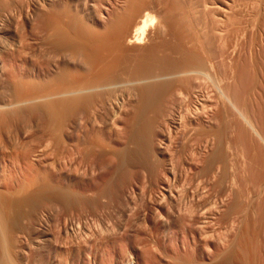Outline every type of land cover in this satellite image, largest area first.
Returning a JSON list of instances; mask_svg holds the SVG:
<instances>
[{
  "label": "rangeland",
  "instance_id": "374dc122",
  "mask_svg": "<svg viewBox=\"0 0 264 264\" xmlns=\"http://www.w3.org/2000/svg\"><path fill=\"white\" fill-rule=\"evenodd\" d=\"M35 1L39 2L40 0H34V2ZM154 1L155 0H151L152 5H153V11H154L153 13H154L157 20L155 22L156 23L155 26H152V28L150 27L147 30L148 33H146V36H145L146 38L144 40V44L130 45V44H128V41H126L127 55H128L129 62H139L137 60L139 58L143 57L144 55L148 54L152 47H155L157 49V54L159 53V56L161 58L164 57L163 60L161 59L162 61H160V63H162V64H160V65H162L163 68L165 67L164 68V70H165L164 74L165 75L167 74V75L166 76L161 75L162 78L160 77L157 79L156 78L153 79V80H155L154 81L155 83L158 82L159 84L161 83L162 85L171 84V85H169V87H167L168 86L167 85L166 88H164L165 91H164V89L162 90V95L164 96L163 100L166 99V101L162 102L164 108H167V106L170 108V102H168V101H172L174 98L177 99L176 97H178L179 92H181V90L187 86V84H188L187 79L188 80H189V78L191 79L193 77V75L195 77H197L195 74H188L186 71L191 70V69L195 70V67H196V70H199L198 65H201L202 62H201V64H200V62L196 63L197 65L195 64V62H193V65H191L192 68L190 67L189 69H186L183 66V64H185V62H179V61H181L180 54L168 49V47L166 45H164V44H171L172 45V44H175L177 42L175 37L169 32L167 27L165 30V24H164L165 23L164 18L166 17V12L172 10V12L175 13L176 15L180 14V15H178L179 17H182V18L185 17L187 20H190L189 24L192 21L191 25H189V24L187 25L188 28H190V26H191L190 30L192 31V33L190 30L188 32L192 35L185 37L183 39V44L187 49L194 50L196 53L199 54L198 56L204 58L203 59L204 60L203 66L206 68H203V71H204V73L206 72L205 75L206 74L207 75H206V77H205V75L204 76L202 75V77L200 76L201 78L198 76L200 78L199 83H202L201 84L203 86L202 88L205 91L207 90L206 92L214 93L216 90L215 85L217 84V86H221L222 85L221 83L223 80L224 81L226 80L225 83L228 82L227 84H230V87L232 90H234V93L236 90L234 88V85H236V88L238 87V90L236 91L237 97L232 96V95H234V93L232 94V90H231L230 95L232 94L231 97H233V98H232V104L228 105L229 111L228 110L226 111V109H224V107L222 106L223 104L219 99H217V101H215L212 104H213L215 112L217 111V113L220 114V115L217 114V116H219L218 120L219 121L227 120L226 121V122H228L227 126L230 127V129L228 128L229 129L228 130L229 135H227V137L229 136L228 137L229 142H231V148H230L231 151L229 150L230 151L229 152L230 153L229 158H230V160L232 159L233 161H230V162H234L232 164L235 167H236V165L238 166L236 168L237 169L239 168L240 174H242L239 177L240 178L242 177V179H243V177L245 176V178H246V186L244 187V190L246 192L245 197L247 196L245 198L246 199V206H250V209H251V211H247L248 207L246 208V211H247L246 216L251 215L249 217L247 216L249 219L248 221L250 222L249 223V226H250L249 232L250 233H247V234L249 236V234L252 233L253 238L251 236L248 237L247 240H245V238H244L243 239L244 242H241V243L244 244L243 245V247L245 246L244 248H246V247L248 248V246H249V248L251 249V253L250 252L249 253L252 255L251 256L249 255V257H250V261H252V264H254V262H255V264H256V262H259L258 264H264V262H263V259H264L263 258L264 257V255H263L264 254V240H263L264 239V224H262V223H264L263 222L264 221V203H263L264 200H262L264 197L263 196L264 194L262 195V193H264V190H263V192L260 191V185L264 182V166H263L264 165V47H262V44L264 43V42H262V40L264 41V37L262 38V36H263L262 34H264V29H263V26H264V20H263L264 19V14H263L264 13V3L256 2V1H262V0H246V1L245 0L244 1L243 0H228V2L230 1L229 3H232V5L230 4V7H231L230 10L231 11L233 10V13L230 11L231 14L228 11V13L233 16V17L231 16L232 17L231 18L227 14L230 17V21H229V20H225V19H227L228 16L223 17L222 20H220V18L217 17L218 15H215V17H212L211 15L208 16L205 12L203 13V9H201V8L197 9L198 7H201V5L204 3L205 0H198V1L197 0H195V1L194 0H174V1L173 0H156L155 2ZM158 1H161V3L160 2L157 3ZM202 1H203V3L201 4ZM213 1L217 2V5L218 4L221 5L224 3V0H216V1L213 0ZM213 1L211 0L210 2H213ZM13 2L14 3H12V7H15L16 5L22 4V2L23 3L28 2V0H13ZM118 2H116V8H122L124 6L123 3H125V0H119ZM177 2H178V4H177ZM196 2L198 4L197 5L198 7L196 6ZM235 2H236V4H235ZM246 2L247 3L250 2V5H248L249 3L246 5ZM252 2L257 3L256 7L254 6L255 4L253 5ZM263 2H264V0H263ZM258 3L262 4V5L259 4L261 8L258 7ZM117 4H118V7H117ZM233 4L235 6L237 4L238 5L235 8V6ZM239 4H241V5H239ZM245 5L247 6L248 9L246 8ZM185 6H186V10H185ZM254 7H255V9H254ZM188 8L190 10V13H189ZM202 8H203V5H202ZM258 8L260 9L259 10L260 13H258ZM198 10H200V11H198ZM249 10H251V12L255 10L254 15L257 14V17L252 15L253 13H251ZM0 11L2 12V10H0ZM256 11H257V13H256ZM196 12L198 14H196ZM261 12H263V13L261 14ZM248 13H251L250 16H252L253 18L248 16L247 15ZM189 14H191V16ZM203 14H204V16H203ZM260 14H261V16H260ZM199 16H201V17H199ZM259 16L261 17V19ZM216 17L219 18V19H216L218 22H216L214 19ZM254 17H256V19H255L256 21L254 20ZM258 17L260 20L257 19ZM194 19H196V21H194ZM198 19H200L201 21ZM208 19H209V21H207ZM202 20L204 23L202 22ZM251 20H252V24L249 23V22H251ZM257 20H259L261 22H258ZM225 21H229V22H227V24H226V23H224ZM246 21L249 24H247ZM196 22H197V25H196ZM207 22H208V24H206ZM253 22H254V24H253ZM221 23H223V24L218 29L217 27ZM256 23H259V24L262 23V24L259 25ZM192 24H193V26H192ZM201 25H202V27H200ZM207 25L209 28L207 27ZM252 25L253 26L256 25L253 28V30H255V31L252 30V27H253ZM257 25L259 28L257 27ZM204 26H206V27L204 28ZM206 28H207V31H206ZM211 28H212V30H211ZM133 29H134V26L132 25L129 29L128 38L131 37ZM208 29H209V32H208ZM247 29H248V31H247ZM250 29L252 32L250 31ZM167 30H168V32H167ZM198 30H199V32H198ZM224 30H225V32H224ZM217 31H218V33H217ZM16 32H17V35L13 29H11V31H10L8 29H5L4 27L2 28L1 22H0V68L1 69L3 66V59L2 58L5 55V53H7L6 45L11 41L12 36H15V38L17 39V42H19V40L21 41L20 38H22V36L24 35L23 31H16ZM222 32H224V34L226 35V37L223 36L224 34L222 35V38L224 37L223 39L219 38V37H221L220 35L222 34ZM253 32H254V34H253ZM259 32H260V34H259ZM206 33H208V34H206ZM163 34H165V35H163ZM250 35H251V37H249ZM214 36L218 37L216 39H217V41L219 40L218 41L219 43L216 41ZM29 37L30 36H27V40H26L27 49L30 48V50H26L27 52L30 53L29 54L26 52L27 53L26 57H29V58H27V60L29 62H31L33 59L34 60L35 59H37V60L38 59L48 60L49 57L44 58L45 56H47V54L44 53L40 42L37 43L38 44L37 45L35 43L38 41L35 42V41L31 40ZM252 37H254L253 40H252ZM18 38H19V40H18ZM206 39L207 40L209 39L208 42ZM246 39H247V42H246ZM256 40H258L259 42ZM226 41H228L227 44H226ZM256 42H257V44L255 45ZM195 43H197L196 44L197 46L195 45ZM30 45H32V46H30ZM252 46H256V49H255V47H252ZM263 46H264V44H263ZM197 47L199 49H197ZM261 47H262V49H261ZM253 49H254V51H253ZM258 49L260 50V52ZM39 50H42V52L40 51L41 54H40ZM43 53L45 55H42ZM34 54L37 56L36 58H34V56L31 57V55H34ZM55 54L60 59H62L63 62H66V61L69 62L70 60H74L73 52L71 50H69L68 48H60L56 51ZM39 57H41V58H39ZM37 60H35V61H37ZM180 63L182 64L183 67L180 65ZM189 63L186 62V64H189ZM191 64H192V62H191ZM207 64H210V65H207ZM174 65H176V66H174ZM179 65H180V67H179ZM210 68H211V70H210ZM124 73L125 72H123V73L120 72L115 80L110 79L107 81L109 85H110L109 81L111 82V80H113V83L111 82L113 85H115L114 84L115 81H117L118 84L130 82V81L135 82V85L137 84V86H134V87L132 86L133 90L130 91L131 96H134V97H132L133 99L131 98V96L127 97L128 99L129 98L132 99L131 101H128V99H125L126 101H128L130 103V105L132 103V105L130 106L129 103L128 102L125 103V101H124V103L126 105L123 102H121L123 104L119 108H122V109L121 110L118 109V111H121L118 113V115L120 117H118V115L114 116V113H112V111H110L111 117L108 116L109 111L108 112L104 111L107 114H105L104 112H101V115L104 113L102 116L99 115L100 112H98L99 108H100L99 106H101L99 104L101 102H104L105 100L107 101L108 100L107 98L109 95H111V97L109 96L110 97L109 99H111L113 96L112 94H114L115 91H117V90L114 91L113 89L112 90L114 92L110 91L111 89H109L108 91H100L101 89L98 90L99 94H93L94 96L90 99L88 105L86 106L85 112L82 110L79 112L80 115L82 112L85 114V119L90 117V118H92V119H90V121H92V122L94 121L97 124V125H94V127H92V125L95 123L89 122L88 121L89 118L87 119L88 126L90 129L89 130L90 135L92 134L90 136L91 143L92 142L94 143V141H96V144L101 143L99 141L97 143L98 138L96 139V137H95V133L98 131L99 132L97 134L100 135V133L103 132L102 134H104L103 136L105 138H106V136H110V139L106 138L107 142L104 141L106 144L102 141L103 143H101V146H97L96 148L94 146H91L90 141H89L90 144L88 143V145H86V147L89 148V150L92 149L91 152L93 150H95V151L97 150L96 152L98 154L102 153L103 155L102 154L101 155L103 157L101 159H98L97 157L91 156L89 158V161L87 160V162L90 165L87 162H86V164H82L81 159L78 156L75 157V160L71 161V158L68 157V155L70 156L69 153H70L71 149L76 148V146L72 147L71 144L67 141H63L59 147H56V146L51 145V144L48 146L45 144L42 146H38L36 144L37 148L34 145L36 148V151H38V152H36V154L39 153V155H42V156H40L39 159H37L35 161L33 160V157H32V159H30V161L32 160L31 162H33V163L35 162L34 164L37 163L36 166H38L39 168L37 167V170H34L35 172L34 171L31 172L28 170V172L25 175L26 177L24 175H20V173L16 174L14 177V176H12V174H14V173L10 172V174H9L8 172L12 171V167L14 166L13 160L16 158V156L14 155L15 158L13 157V154H12L13 151H11V149L7 150V147L5 145H0V182H1L0 184H2L3 181L10 180V178H12V179L15 178L19 184H24V182L27 184V182H30L32 180V178H35V177L38 178L37 179L38 183H37V185H35L36 187L33 186L28 191H26V192L30 191V194L25 193L22 190H20V191H22L20 193L19 188L17 187L18 191H19L18 192L16 190L17 188L15 187L16 189H14L12 192L14 193V191H16L17 195H16V192L14 194L15 197L13 195H11L13 200L10 197V195L8 197V198H11L12 203H15L14 201H16V203L12 204L11 205L12 207L10 206L11 208L8 206L7 209H5V212H7L5 214V219H6V222L4 223V225L6 224V227L4 228L5 230L2 229V227H4V226H2V227L0 226L1 227V229H0V259L1 260L4 259L2 257H5L6 261L8 260V262L10 264H178V263H180V261L184 260L185 258H187V257L191 258L192 257L191 259H193V261L196 264H200V263L201 264H209V263L210 264H216V263L217 264H219V263L220 264H226V263L232 264L233 263L232 261H225L222 258L225 250H227V248L229 247L224 242H227L228 245H230L233 242H236L237 239L239 240L240 237L244 235V232H246V222H248V221L245 219L243 220V216H242L243 214L242 213H239V214L236 213L237 215L233 214L234 218H232L233 216H230L228 218L229 220L227 219L222 223L223 226L221 224H218L217 226H216V224L213 225L215 227L211 228L212 234L215 231H217L216 229H220V231L219 230L218 231L220 233L223 232L224 237L228 235L225 233H229V230H227V228H229L231 232L234 229L232 237L231 238L229 237V235L231 234V232H230L228 235L229 239H227L224 242L220 241L221 236L223 237V235H221V234L217 235V232H215V234H213L215 238L214 239L212 238V239L214 241V245H216V246L213 245L211 238L208 239V242L210 245L207 244L206 241H204V239H203V241L200 240L199 243L198 244L196 243L197 245H195V242H193L194 240L192 239V237L187 235V233H186L187 232L186 229L188 226L187 223L189 222L188 218L185 220H182L181 224H180V221H178V228L181 227L182 230L177 229L176 232L172 233V231L170 229H168L169 224H167V218L164 217L165 216L164 213L161 212V215L163 214L162 216L164 217V219H162L163 217H161L159 219L158 215L153 213L155 211L152 209L153 208L152 207L153 202L151 199L152 198L155 199V197L157 199H159L160 197H162V195L164 193V191H162L163 189H161V181L164 178V174H163L164 173V168H163L164 166L163 165L165 163H167V161H169L170 158L175 160L174 163L176 164V161L180 157L178 155H181L179 153H180L181 145H182L184 139L181 138L182 137V134H181L182 131H181V133H180V131L177 133L173 132L172 143L170 142L171 144L169 143L166 146L165 145L163 146V144H162L163 142H162L161 138L163 136L162 134L166 133L167 126L165 127L163 119H159L157 122L158 126L156 125V127L154 126L155 128L153 127V129H152V130H154V134H153V131L150 129L145 130V127L143 126L144 124H141V126H138V129L140 127V129L138 131H140V130L142 131L141 127H144L143 128L144 131H142V133L137 132L138 136L140 137L139 141H136L134 143L135 146L133 143H132L133 145L131 143H129V140L127 139V137H125L126 136V125H127V119H128L127 117L132 113L133 108H135L136 104L140 102V99H139L140 95L142 93L143 94L145 93V91L141 88V86H143L147 82L144 83L142 81L143 83L138 84L137 83L138 79L132 78L131 74H128V73L124 74ZM208 73H209V75H208ZM226 78H228L229 80ZM150 81H148V82H150ZM212 81H214V82H212ZM224 81H223V84H224ZM107 82H105V83H107ZM117 82H115V83L117 84ZM154 82H153V84H155ZM219 82H221L220 85L218 84ZM105 83H104V85H102L103 88L107 87V85ZM150 83H152V81ZM173 83H174V86H173ZM178 86L180 87V89ZM210 89H211V91H210ZM119 90L121 92V89H119ZM98 91H96L95 93H97ZM142 91H144V92H142ZM110 92H112V93H110ZM117 92L118 93L114 94L115 95L114 98H117V96L119 94H120L119 96H121L122 95L121 93H123V94L128 93V91L127 92L123 91L121 93L119 91H117ZM250 94H251V96H250ZM166 95H167V97H166ZM170 95H173V96H170ZM123 107H124V109L126 107H127V109L129 108V110H127V109L123 110ZM130 107H132V108H130ZM95 109H98V111ZM95 111H97V112H95ZM127 111H129V112H127ZM228 112H230V113H228ZM88 113L90 114V116ZM86 114L88 115V117ZM97 114L99 115V117H97L98 116ZM225 114H226L227 118H224V117H226ZM92 115H94V116H92ZM100 116L102 118H100ZM149 116H152V113H150ZM93 117H95L96 119L98 118L97 122H96V119ZM112 117L114 119H112ZM161 121L163 122V124ZM219 121L217 123L215 122V124H214L215 128H223L224 124L222 122H219ZM125 122H126V124H125ZM89 124L91 125V127ZM92 128L94 129V131L92 130ZM102 128H103V130H102ZM92 131L94 132V134ZM146 131L149 135L145 133ZM150 132H151V135H150ZM139 133L142 134L141 136H143V134L148 136L147 139H145V137H146L145 135L143 136L144 137V139H143V137H141ZM102 134L100 135V137L102 136ZM176 134H179V135H176ZM103 136L101 137L102 139L104 138ZM114 136L116 137V139ZM149 136H150V138H149ZM177 136H179V137L177 138ZM113 137L115 140L113 139ZM91 138H93V141ZM101 138H99L98 140H100ZM151 139L154 142H152ZM110 141H112V142H110ZM146 141H148V142H146ZM137 142H138V144H137ZM151 142L153 144H150ZM93 143H92V145H93ZM29 144H32V142H29L27 146L22 147L21 149L22 150L24 149L23 151L20 149L23 153L21 151L20 152L23 155H26L27 158L30 157V151L33 150V146H32L33 144L32 145H29ZM96 144L94 143V145H96ZM103 144H105L106 146ZM100 147H102V148H100ZM148 147H149V149H148ZM100 149H102L103 152ZM99 150H100V152H99ZM142 151H144V152H142ZM27 152H28V154H27ZM172 152H174V153H172ZM175 152L177 154H175ZM3 153L5 155H3ZM53 153H55V155ZM115 153L122 154V156H120V157L122 158V160H125L126 164L128 165V166L123 165L124 167L122 169L120 168L121 169L120 171H116V169H115V165H116L115 161H114L115 156H113V154L115 155ZM211 153H212V151L210 149L207 151L203 150L201 153V156H202L200 159L201 162L198 160L196 165L201 166L202 165L201 163L202 162L204 163V161L207 158H209L208 156H210ZM173 154L177 155L178 157L177 156L175 157ZM7 155H9V156H7ZM6 156H7V158H6ZM24 157L25 156H23V159H24ZM77 158H78V161H77ZM118 158H117V161L119 159L121 160V158H119V159ZM138 159H139V161H141L143 159H145L144 161L152 160V159H156V160L158 159L157 161H159L162 164L161 167H159L157 170V173L159 175L157 174L158 176L156 175V176L152 177L151 173H149V171H147L143 168H137L136 165L134 166V164H133L134 161L138 160ZM74 161H75V163H74ZM77 162L78 163L80 162V163L78 164ZM5 164L8 165V172L6 173V175H4L5 173H3L4 169H5L4 166H6ZM28 164H29V162L27 163V165ZM86 165H88L89 167L88 166L86 167ZM74 166H77L78 168H76ZM73 168H74V171H73ZM87 168H89V169H87ZM92 168H95V169H93L95 172L92 171L94 174H91V172H89L92 170ZM82 169H84V170H82ZM85 169H87L88 171L87 170L85 171ZM245 169H246V172H245ZM39 170H41L42 173H40ZM75 170L78 173H76ZM80 170L83 171L84 173L86 172V174L88 172L87 178L86 177L84 178L85 174L83 172H81ZM261 172H262V174H261ZM81 173L83 174L82 175L83 177L81 176ZM77 174H79L78 177H77ZM35 175H37V176H35ZM38 175H39V177H38ZM74 175H75V177H74ZM259 175L261 177H259ZM80 177L82 180L80 179ZM161 177H162V179H161ZM78 179H80V181H78ZM158 181H159V183H158ZM55 182H58V183L60 182L59 183L60 186L58 185V188L55 187L57 189H55L53 186V185H55ZM257 182H259V184ZM44 185H45V188L43 187ZM115 185H119V186H115ZM236 186H238V184ZM238 187L231 188V189L233 191H237L240 188V187L239 188ZM2 188L3 187L0 185V189H2ZM255 188H258V190H256ZM35 190H36V192H35ZM248 190H249V192H248ZM37 191H39L40 193H38ZM114 191H116V192H114ZM259 191H260V193H259ZM72 192L77 193L76 194V196L78 195L77 197H79V195H80V197H79L80 199H78L76 196L74 197V199H73V196H72V198L71 197L69 198L70 195H68V194H71ZM103 192H106V194L105 193L103 194ZM8 193L10 194L9 191H8ZM56 193H57V195L59 193H61L62 197L65 198V200L64 199H62V200L65 202H60L61 199L57 198V196L55 195ZM118 193H119V197H116V196H118L117 195ZM20 194H22V195H20ZM24 194H26V196ZM231 195L232 194H230V196ZM250 195H251V197H250ZM7 196H8V194H7ZM17 197L18 198L21 197V198L18 199ZM15 198H17V199L15 200ZM96 198H97V200H95ZM231 198H232V196L227 198V200L230 199V200H228L229 202L226 200L228 203L227 202L223 203L228 207H226L223 204L220 205L223 209H225V210H222V208L220 207V210H222V212L220 211V213L223 214L224 212H226L229 209V207L233 204V200ZM252 198H254V199H252ZM260 198H262V199H260ZM70 199H71V203H70ZM75 200H78V201H75ZM261 200H262V202H260ZM66 201L68 202V204H66L67 203ZM94 201H95V203L93 204ZM75 202H78L79 204L75 203ZM88 202H90V203H88ZM252 202L254 203V205ZM258 202H260L261 205ZM249 203H251V204H249ZM75 204H76V206H75ZM262 205H263V207H262ZM254 206L257 209H259L258 212H257V210L254 211V209H256ZM261 209L263 211L260 212ZM255 213H256V215H257V213L258 214L260 213V216H257L258 217L257 218ZM238 215H240V216H238ZM239 217H240V219H238ZM247 217H246V219H247ZM230 218H231V221H230ZM258 219H260V221ZM183 221H185V223H183ZM227 221H230V222L227 223ZM182 223L184 226L182 225ZM256 223L259 225H257ZM231 224L233 225V227L231 226V228H230L229 225H231ZM220 225L222 226L221 228L218 227ZM225 225L227 226V228L225 227ZM182 226L184 227V230H183ZM213 226H211V227H213ZM216 227H218V228H216ZM255 227H257V230H258L256 233L254 232V230H256ZM262 227H263V229L261 230ZM251 228H253V232H252ZM226 230H227V232H225ZM259 231H260V233L263 231V233H261L262 235H258V234H260ZM183 233H184L185 237H187V238H185V237L183 238ZM254 235H255V238H254ZM219 236H220V238L218 239V241H215V239L217 240V238ZM177 237H179V238L177 239ZM186 239H187V243H186ZM228 240L230 241V243L228 242ZM252 241L254 242L253 245H252ZM189 242H190V244H189ZM201 242L204 243V245ZM219 242H221V244H218ZM183 243H184V247L182 246ZM185 243H186V245H185ZM222 244H225V245H222ZM247 244H248V246H247ZM219 245H221L222 248L221 247L219 248ZM258 245H261L262 250H260L261 247ZM256 246H258V249L260 251V252L258 251L259 253L257 252L259 254V256L257 254V256H258L257 260H259V261H257L256 257H255L256 256L255 254L257 251ZM158 247H159V250H158ZM208 247L210 248V250ZM223 247L226 249L224 250ZM196 248L201 253L202 257L205 255L204 258H201V255L198 254V252L196 253V250H197ZM203 248H204V251H203L204 254L201 251V250H203ZM250 249H249V251H250ZM220 250H221V252H220ZM207 251H210V254H209V252L207 254ZM212 251H214V252H212ZM211 253H212V255H211ZM208 257H210V259ZM220 257H221V259H220ZM196 260H198V262H196ZM206 260H207V262H206ZM176 261H178V262H176ZM217 261H219V262H217ZM9 263H7V264H9ZM233 264H236V263L234 262Z\"/></svg>",
  "mask_w": 264,
  "mask_h": 264
},
{
  "label": "bare ground",
  "instance_id": "6f19581e",
  "mask_svg": "<svg viewBox=\"0 0 264 264\" xmlns=\"http://www.w3.org/2000/svg\"><path fill=\"white\" fill-rule=\"evenodd\" d=\"M118 1L119 0H40L39 2L38 1L34 2V0H28V2H26V3L22 2V4L16 5L15 7H12V3H14L13 0H0V10H2V12L0 11L1 27L2 28L4 27L5 29H8L10 31H11V29H13L15 31L16 35H17L16 31H23L24 32L23 33L24 35L22 36V38H20L21 41L18 38L19 42H17V39L15 38V36H12L11 41L6 45L7 53H5V55L2 58L3 59V66H2V69L0 68V145H5L7 147V150L11 149V151H13V153H12L13 157H14V155L16 156V158L14 157L15 159L13 160L14 166L12 167V171L8 172V165L5 164L6 166H4L5 169H4L3 173H5L4 175H6L7 172L9 174L11 172V173H14V174H12V176L15 177V175L18 173H20V175L25 176L26 173L28 172V170L31 172L34 170H37V167H38V166H36L37 163L34 164L35 162L34 163L31 162L32 160L30 161V159H32V157H33V160L35 161V160L39 159L40 156H42V155H39V153L36 154V152H38V151H36V148H37L36 144L38 146H42L44 144L48 146L51 144V145H54L56 147H59L63 141H67L71 144L72 147L76 146V148L71 149V151L69 153L70 156L68 155V157L71 158V161L75 160L76 156H78L81 159L82 164H86L87 160L89 161V158L91 156H94V157H97L98 159H101L103 157L102 153L98 154L96 152L97 150L96 151L93 150L91 152L92 147L90 148L91 150H89V148L86 147V145H88V143L90 141V136L92 135V134L90 135V131H89L90 129L88 126V121L92 122V121H90V119H92V118L88 117V115L86 114L89 119L88 118L85 119V114L82 112L84 115L82 113L80 115L79 112L81 110L85 112L86 106L88 105L90 99L94 96L93 94H99L98 90L101 89L100 91H108L109 89H111L110 91H112V92H114L115 90L120 92L119 89H121V92H123V91L127 92L128 91V93L123 94L120 92L122 95L119 96L120 94L119 95L117 94L119 97L117 96V98H114L115 97L114 94L118 93L117 91H115V93L112 94L113 96L111 99H109L111 97V95H109L110 97L108 96L107 101L105 100L104 102H101L102 104L101 103L99 104L101 106L98 105L100 107V108L98 107L99 111H98V109H95L98 112H100V114L98 113L99 115H101V112H104V111L105 112L109 111L108 116H110V111H112V113H114V116L118 115V113L121 112V111H118V109L119 110L122 109L119 107H121V105L124 103V101H125V103H127L128 101H131L133 99L132 97H134V96H131L130 91L133 90L132 86L133 87L137 86V84L135 85V82H131V81L126 82V83H121V84H118V82L115 81V82H117V84L114 82L115 85H113L112 83H113V80L116 79V77L118 76V74L120 72H122V73L125 72L128 74H131L132 78L138 79V82H137L138 84L143 83V82L144 83L147 82V83L144 84L143 86H141V88L145 91V93L144 94L142 93L143 94V95L141 94L142 96L140 95V98H139L140 102L136 104L135 108H133L132 113L131 114L129 113L130 114V115L128 114L129 116L127 115L128 119H127L126 136L125 137H127V139L129 140V143L134 144L136 141H139L140 137L138 136L137 132L142 133V131H144L143 130L144 127H145V130L146 129L152 130L154 126L156 127L159 119H163L165 127L167 126V131L165 134L164 133L162 134L163 136L161 138L162 142H163L162 143L163 146L164 145L166 146L170 142L172 143L173 132L177 133L180 131V133H181V131H182V133H181L182 137L181 136L180 137L184 139V141L181 145L180 153H179L181 155H178L180 157L176 161V164L174 163L175 160L170 158V160L167 161V163H165L163 165L164 166L163 167L164 168V173H163L164 178L162 179V177H161V179H162L161 189H163L162 191H164V193L162 192L163 195L159 199H157L156 197H155V199H153L151 197L152 198L151 200L153 202L152 203L153 204L152 209L155 211L153 213L157 214L159 219L161 217H163L162 216L163 214L161 215V212L164 213V215H165L164 217L167 218V224H169V228L168 227L167 228L170 229L172 231V233L176 232L177 229H181V227L178 228V221H180V224H181L182 220H185L188 218L189 222L187 223L188 226L186 229L187 230L186 233H187V235L192 237V239L194 240L193 242H195V245H197L200 240L203 241V239H204V241H206L207 244H209L208 239H210V238L214 239L215 237L213 234H215V232H217V235H219V234L223 235V232L222 233L219 232L220 229H216L217 231L214 230L215 232L212 234L211 228L215 227L213 225H215V224H216V226L218 224L222 225V223L225 220H227L230 216H233L232 218H234L233 214H236V213H238V214L242 213L243 214L242 215L243 220L245 219L247 221L249 220L248 217L251 216V215H247L248 217L246 216V212L251 211L250 206H246V199L245 198L247 196L245 197L246 192L244 190V187L246 186V178L244 175H243L244 176L243 179H242V177L241 178L239 177L242 174H240L239 168L238 169L236 168L238 166L236 165V167H235L232 164L234 162H230L233 160L232 159L230 160V158H229V156H230L229 152L231 151L230 150L231 142H229V140H228L229 136L227 137V135H229L228 130L230 129V127L227 126V124H228V122H226L227 120H221V121L218 120L219 116H217V114H219V113H217V111L215 112L213 104H212L215 101H217V99H219L222 102V104H223L222 106L224 107V109H226V111L227 110L229 111L228 105L232 104V98L233 97H237L236 91L238 90V87L236 88V85H234V88L236 89L235 93H234V90L231 89L230 84H227L228 82L225 83L226 80L225 81L223 80L224 84H223V81H222V83L221 82L218 83L219 85L221 83L222 84L221 86H217V84L215 85L216 90L214 93L206 92L207 90L205 91L202 88L203 86L201 85L202 83H199V79L202 77V75L204 76L206 73V72L204 73V71H203V68H206L203 66V63H204L203 59L204 58L198 56L199 54L196 53L194 50L187 49L183 44V39L185 37L192 35L188 32L190 30L191 26H190V28L187 27L190 20H187L185 17L184 18L179 17L178 15H180V14L176 15L171 10V11L166 12V17L164 18L165 19V23H164L165 24V30L167 27L169 32L175 37L177 42L175 44H172V45L171 44H164V45H166L168 47V49L180 54L181 61H179V60L178 61L179 62H185V64H183L184 68L189 69L191 67V65H193V62H195V64L198 62H200V64H201V62H202V64L198 65L199 70H196V67H195V70L191 69V70L186 71L188 74H195L197 77H195L193 75L194 78L192 77L191 79L189 78V80L187 79L188 84L186 83L187 86L185 88H183L181 90V92H179L178 97H176L177 99H175L173 97L174 99L172 101H168V102H170V108L168 106H167V108H164L162 102L166 101V99L163 100L164 96L162 95V90L164 88H166V86L168 84L162 85L161 83L159 84L158 82L155 83L154 82L155 80H153L155 78L156 79L160 78V77L162 78L161 75H165L164 74L165 73V70H164L165 67L163 68V66L160 65V64H162V63H160V61H162L164 59V57L161 58L159 56V53L157 54V49L155 47H152L148 54H146L144 56L142 55L143 57H141L137 60L139 62H129L128 55H127V47H126L127 46L126 41H128V44H130V45L144 44V40L146 38L145 37L146 33H148L147 30L150 27L152 28V26H155V24H156L155 22L157 19L153 13L154 11H153L152 2H151V0H125V3H123L124 6L122 8H116V2H118ZM210 1L205 0L204 3L202 1L201 4L203 3L202 4L203 8H202L201 4H200L201 7H198L197 6L198 4L196 2V6L198 7L197 9H199V8L203 9V13L205 12L208 16L211 15L212 17H215V15H218L217 17H219L220 20H222L223 17H227L228 15L230 17L232 16V15H230L231 12L233 13V10L232 11L230 10L231 9L230 4L232 5V3H229L230 1L228 2V0H226V1L224 0V3L221 5H219V4L217 5V2H214L213 0H212L213 2H210ZM159 2L161 3V1H158L157 3H159ZM236 2H235V4H236ZM250 2H248L249 4L246 2V5L247 4L250 5ZM256 2L264 3L263 0L262 1H256ZM256 2H254V3L252 2L253 5L255 4L254 5L255 7L257 4ZM261 3H258V7H260V5H262ZM177 4H178V2H177ZM239 5H241V4H239ZM236 6H235V8H236ZM117 7H118V4H117ZM255 7H254V9H255ZM246 8H247V6H246ZM185 10H186V6H185ZM188 10H189V8H188ZM200 10H198V11H200ZM251 10H249V11L251 12ZM259 10L260 9L258 8V13H260ZM228 11L229 12L231 11L230 14L228 13ZM254 11L251 12V13H253L252 15H254ZM189 13H190V10H189ZM251 13H248L247 15L250 16ZM256 13H257V11H256ZM262 13L263 12H261V14ZM191 14H189V15L191 16ZM196 14H198V13L196 12ZM261 14H260V16H261ZM203 16H204V14H203ZM229 16L225 20L230 21ZM254 16L257 17V14ZM199 17H201V16H199ZM217 17L214 18L216 22H218L216 19H219ZM250 17H252V16H250ZM256 17H254V20L256 19ZM259 17L257 19H259ZM260 19H261V17H260ZM198 20H200V19H198ZM252 20L249 23L252 24ZM259 20H257V21L261 22ZM194 21H196V19H194ZM207 21H209V19ZM229 21H225L224 23L227 24V22H229ZM202 22H203V20H202ZM254 22H253V24H254ZM191 23H192V21H191ZM191 23L189 25H191ZM246 23H247V21H246ZM249 23H247V24H249ZM206 24H208V22ZM222 24L223 23L218 25L217 28L219 29V27H221ZM256 24H259V23H256ZM261 24H259V25H261ZM132 25L134 26V29H133V32L131 34V37L128 38L129 29ZM196 25H197V22H196ZM192 26H193V24H192ZM255 26L252 27V30ZM200 27H202V25ZM205 27L206 26H204V28ZM207 27H208V25H207ZM257 27H258V25H257ZM248 29H247V31H248ZM263 29H264V26H263ZM168 30H167V32H168ZM211 30H212V28H211ZM206 31H207V28H206ZM218 31H217V33H218ZM250 31H251V29H250ZM253 31H255V30H253ZM198 32H199V30H198ZM208 32H209V29H208ZM224 32H225V30H224ZM224 32H222V34L220 33L221 35L219 34L221 36L219 38H222V35L224 34ZM191 33H192V31H191ZM206 34H208V33H206ZM253 34H254V32H253ZM259 34H260V32H259ZM163 35H165V34H163ZM262 35H263L262 36V38H263L264 34H262ZM27 36H30L29 38L35 42L38 41L35 44L40 42L44 53L47 54V56H45L44 58L49 57L48 60L38 59L39 60L38 61L37 59H35V60H37V61H35L33 59L31 62H29L27 60V58H29V57H26V54L29 52H27L26 50H30V48L27 49V44H26ZM223 36L226 37L225 34ZM249 37H251V35ZM216 38H218V37H215V39ZM253 38L254 37H252V40H253ZM208 40H207V42H208ZM216 41H217V39H216ZM256 41H258V40H256ZM227 42L228 41H226V44H227ZM246 42H247V39H246ZM262 42H264V41L262 40ZM196 44L197 43H195V45ZM256 44H257V42L255 43V45ZM263 44H262V47H264ZM30 46H32V45H30ZM252 47H255V49H256V46H252ZM262 47H261V49H262ZM60 48H68L69 50H71L73 52L74 60H70L69 62L68 61L63 62L62 59H60L55 54L56 51ZM197 49H199V48L197 47ZM40 51L42 52V50H39V52ZM253 51H254V49H253ZM41 52H40V54H41ZM259 52H260V50H259ZM44 53L42 55H45ZM32 56H34V58L37 57L35 54L31 55V57ZM39 58H41V57H39ZM186 62H188V63L190 62V63L186 64ZM191 62H192V64H191ZM180 65L182 66L181 63H180ZM180 65H179V67H180ZM207 65H210V64H207ZM174 66H176V65H174ZM210 70H211V68H210ZM206 75H205V77H206ZM208 75H209V73H208ZM198 76L199 77L201 76V77L199 78ZM110 79H113V80H111L112 83L109 81V83H110V85H109L107 81ZM226 79H228V78H226ZM150 80L152 81V83H150L151 82ZM148 81H150V82H148ZM105 82H107V83H105ZM153 82L155 84H153ZM212 82H214V81H212ZM104 83L107 85V87L103 88L102 85H104ZM169 85H171V84H169ZM169 85L167 87H169ZM173 86H174V83H173ZM179 89H180V87H179ZM231 90H232V94L234 93V95L231 94L233 97H231V95H230ZM96 91H98V92L95 93ZM144 91H142V92H144ZM164 91H165V89H164ZM210 91H211V89H210ZM112 92H110V93H112ZM130 96L132 99L127 98ZM170 96H173V95H170ZM250 96H251V94H250ZM166 97H167V95H166ZM125 99H128V101H126ZM121 102H123V103H121ZM129 105H130V103H129ZM131 105H132V103H131ZM124 107H123V110L127 109V107L125 109H124ZM130 108H132V107H130ZM127 110H129V108ZM97 111H95V112H97ZM127 112H129V111H127ZM150 113H152V116H149ZM228 113H230V112H228ZM105 114H107V113H105ZM99 115L97 117H99ZM89 116H90V114H89ZM92 116H94V115H92ZM101 116H100V118H102ZM225 116H226V114H225ZM113 117H112V119H114ZM118 117H120V116L118 115ZM93 118H95V117H93ZM224 118H227V116ZM87 119H88V121H87ZM97 119H96V122H97ZM218 121L222 122L224 124L223 128H215L214 127L215 122L217 123ZM163 122H162V124H163ZM92 123H95V122L93 121ZM125 124H126V122H125ZM141 124H144L143 125L144 127H141L142 131L141 130L138 131L140 129V127L138 129V126H141ZM94 125H97V124L96 123L93 124L92 127H94ZM90 127H91V125H90ZM92 130L94 131L93 128H92ZM102 130H103V128H102ZM152 131L154 134V130H152ZM98 132L95 133L96 139L97 138L99 139L104 135V134H102L103 133L102 132V133H100V135L102 134V136L100 137V135L97 134ZM151 132H150V135H151ZM145 133L148 134L147 131ZM93 134H94V132H93ZM141 135L142 134H140V136ZM144 135L145 134H143V136ZM176 135H179V134H176ZM143 136H141V137H143ZM114 137H113V139H114ZM147 137L148 136H146L145 139H147ZM178 137L179 136H177V138ZM104 138L103 139L101 138L100 140L97 139V143H98V141L103 143L104 141L107 140L106 138L110 139V136H106V138L105 139ZM149 138H150V136H149ZM91 139L93 141V138H91ZM115 139H116V137H115ZM143 139H144V137H143ZM151 141H152V139H151ZM29 142H32L33 145L32 144H29V145L33 146V150L30 151V157L27 158L26 155L22 154L23 153L22 151L24 149L22 150L21 148L24 146H27ZM110 142H112V141H110ZM146 142H148V141H146ZM152 142H154V141H152ZM152 142L150 144H153ZM90 143H91V141H90ZM92 143H91V146H94L95 148L97 146H101V143L96 144V141H94V143L96 145H94V143L92 145ZM105 144H103V145H105ZM137 144H138V142H137ZM34 145L36 146V148ZM134 146H135V144H134ZM102 147H100V148H102ZM149 147H148V149H149ZM209 149L212 151L211 155L209 154L210 156H208L209 158H207L204 161V163L202 162L201 163L202 165L200 164L201 166L196 165L198 160L201 162L200 159L202 157L201 156L202 151L203 150L207 151ZM100 150L103 152L102 149H100ZM100 150H99V152H100ZM144 151H142V152H144ZM55 153H53V154L55 155ZM172 153H174V152H172ZM27 154H28V152H27ZM175 154H177V153L175 152ZM3 155H5V154L3 153ZM22 155L25 156L24 159H23ZM7 156H9V155H7ZM7 156H6V158H7ZM113 156H115L114 161L116 164L115 165L116 171H120L125 165H127L125 160H122V158L120 157V156H122V154L115 153V155L113 154ZM174 156L176 157L177 155H174ZM118 157L121 158V160ZM117 158L119 159L118 161H117ZM144 160L145 159H143L141 161H139V159L135 160L133 164H134V166L136 165L137 168H143V169L149 171V173H151L152 177L156 176L158 174L157 170L159 167H161L162 164L159 161H157L158 159L157 160L152 159V160H146V161H144ZM77 161H78V158H77ZM28 162H29V164L27 165ZM74 163H75V161H74ZM87 166L88 165H86V167ZM74 167L78 168L77 166H74ZM87 169H89V168H87ZM87 169H85V171ZM93 169H95V168H92V170L89 171V172H91V174H94L93 172H95ZM82 170H84V169H82ZM39 171H40V173H42L41 170H39ZM73 171H74V168H73ZM75 172H76V170H75ZM81 172H83V171H81ZM245 172H246V169H245ZM76 173H78V172H76ZM84 174H85L84 178L85 177L87 178L88 172H87V174H86V172ZM261 174H262V172H261ZM75 175H74V177H75ZM82 175L83 174L81 173V176ZM35 176H37V175H35ZM78 176H79V174H77V177ZM38 177H39V175H38ZM259 177H261V176L259 175ZM37 179L38 178L35 177V178H32V180L30 182H27V184L25 182H24V184H19L15 178H13V179L10 178V180L3 181L2 184H0L3 187L2 189H0V226L1 227L4 226V227H2V229H4L6 227V224L4 225V223L6 222L5 214L7 213V212H5V209H7L8 206L10 207L12 204L16 203V201H14L15 203H12V201H11V198H12L11 195L14 196V194L16 192V191H14V193H13L12 191L18 187L19 191L22 190L23 192L30 194V191L29 192H26V191H28L33 186L36 187L35 185H37V183H38ZM80 179H81V177H80ZM80 179H78V181H80ZM59 183L55 182V185H53L54 188L55 187L58 188V185L60 186ZM158 183H159V181H158ZM257 183L259 184V182H257ZM237 184L240 188L238 186H236ZM115 186H119V185H115ZM235 186L238 187L239 190L233 191L231 189V188H236ZM43 187L45 188V185ZM18 188L16 189L17 191H18ZM57 188H55V189H57ZM255 189L258 190V188H255ZM263 190H264V182L260 185V191L263 192ZM8 191L10 192V194L8 193ZM22 191H20V193ZM39 191H37V192L40 193ZM116 191H114V192H116ZM260 191H259V193H260ZM35 192H36V190H35ZM248 192H249V190H248ZM57 193L55 194L57 196V198H59L61 200L62 199L65 200V198L62 197L61 193H59L58 195H57ZM104 193L106 194V192H103V194ZM7 194H8V196H7ZM76 194L77 193L72 192L71 194H68V195H70L69 198L70 197L72 198V196H73V199H74ZM230 194H232L231 199L233 200V204L229 207V209L226 212H224L222 214V213H220V211L222 212V210H225V209H223L220 205L227 202L228 200H230V199L227 200V198L231 197ZM263 194L264 193H262V195ZM9 195L11 198H8ZM16 195H17V192H16ZM20 195H22V194H20ZM24 195L26 196V194H24ZM117 195L118 196H116V195L115 196L119 197V193ZM79 197H80V195H79ZM79 197H77V198L80 199ZM250 197H251V195H250ZM17 198H15V200ZM19 198H21V197H19ZM252 199H254V198H252ZM260 199H262V198H260ZM12 200H13V198H12ZM61 200H60V202H65V201H63V200L61 201ZM95 200H97V198ZM262 200H264V197ZM262 200L260 202H262ZM75 201H78V200H75ZM260 202H258V203H260ZM70 203H71V199H70ZM75 203H78V202H75ZM88 203H90V202H88ZM94 203H95V201L93 202V204ZM254 203H253V205H254ZM66 204H68V202ZM249 204H251V203H249ZM223 205H225V204H223ZM260 205H261V203H260ZM75 206H76V204H75ZM220 207L222 208V210H220ZM226 207H228V206H226ZM262 207H263V205H262ZM246 208H247V211H246ZM255 210H257V212H258L259 209L256 208V209H254V211ZM261 211H263V210L261 209L260 212ZM255 215H256V213H255ZM238 216H240V215H238ZM257 216H260V213L259 214L257 213L256 217ZM164 217L162 219H164ZM246 217H247V219H246ZM238 219H240V217ZM258 220L260 221V219H258ZM230 221H231V218H230ZM230 221H227V223ZM183 223H185V221H183ZM183 223H182V225H183ZM249 223H250L249 221L246 222V232H244V235L241 236L242 238L240 237L239 240L237 239L236 242H233L230 245H228V243L224 242V241L229 239V237L230 238L232 237L234 229L233 230L231 229L232 230V232H231L230 229L227 228V226L225 225L227 230H229V233L231 232L230 235H229V233H225V234H228L229 237H228V235L225 237L223 235V237L221 236V239H220L221 242H224L227 244V246H229L227 248V250H225L226 248L223 247L225 252H224L222 258L225 261H232L233 263L235 262L236 264H252V261H250V257H249V255L250 256L252 255V254H250L251 249L249 248L248 244H247L248 248L247 247L244 248L245 247V246L243 247L244 244L241 243V242H244V240H243L244 238H245V240H247L248 237H250V236L253 238L252 233L249 234V236L247 234V233H250L249 232L250 231ZM262 224H264V223H262ZM221 225L218 227L221 228L223 226V225L222 226ZM257 225H259V224H257ZM211 226H213V227H211ZM231 226L233 227L232 224L229 225L230 228H231ZM1 227H0V229H1ZM218 227H216V228H218ZM255 228H256V230H254V232L256 233L258 230H257V227H255ZM262 229H263V227L261 228V230ZM183 230H184V227H183ZM227 230L225 232H227ZM251 230L253 232V228H251ZM260 231H259V233H260ZM261 233H263V231ZM261 233L258 235H262ZM184 237H185V235L183 233V238ZM178 238L179 237H177V239ZM185 238H187V237H185ZM219 238H220V236L217 238V240L215 239V241H218ZM254 238H255V235H254ZM213 239H212V242L214 245ZM221 242H219L218 244H221ZM228 242L230 243L229 240H228ZM186 243H187V239H186ZM186 243H185V245H186ZM253 243L254 242L252 241V245H253ZM189 244H190V242H189ZM202 244L204 245V243H202ZM222 245H225V244H222ZM182 246L184 247V243ZM214 246H216V245H214ZM258 246L261 247V245H258ZM258 246H256L257 251L255 250L256 251V254H255L256 260L259 256L258 253L260 252L258 249ZM220 247H221V245H219V248ZM249 249H250V251H249ZM158 250H159V247H158ZM209 250H210V248H209ZM260 250H262V247ZM201 251L203 252L204 248ZM197 252H198V254L201 255V253L198 251V249L196 250V253ZM208 252L210 254V251H207V254H208ZM212 252H214V251H212ZM220 252H221V250H220ZM203 254H204V252H203ZM257 254H258V256H257ZM211 255H212V253H211ZM204 256L202 257V255H201V258H204ZM2 258H4V259H2V260L0 259V264L9 263L8 260L6 261L5 257H2ZM191 258L187 257L184 260L180 261V263H178V264H196L193 261V259H191ZM208 258L210 259V257H208ZM220 259H221V257H220ZM257 261H259V260H257ZM176 262H178V261H176ZM196 262H198V260H196ZM206 262H207V260H206ZM217 262H219V261H217ZM263 262H264V259H263ZM258 263L259 262H256V264H258ZM254 264H255V262H254Z\"/></svg>",
  "mask_w": 264,
  "mask_h": 264
}]
</instances>
